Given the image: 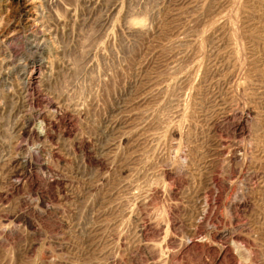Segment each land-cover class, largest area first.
Returning a JSON list of instances; mask_svg holds the SVG:
<instances>
[{
	"label": "rangeland",
	"instance_id": "1",
	"mask_svg": "<svg viewBox=\"0 0 264 264\" xmlns=\"http://www.w3.org/2000/svg\"><path fill=\"white\" fill-rule=\"evenodd\" d=\"M0 264H264V0H0Z\"/></svg>",
	"mask_w": 264,
	"mask_h": 264
},
{
	"label": "bare ground",
	"instance_id": "2",
	"mask_svg": "<svg viewBox=\"0 0 264 264\" xmlns=\"http://www.w3.org/2000/svg\"><path fill=\"white\" fill-rule=\"evenodd\" d=\"M28 5V4H27ZM26 6V5H25Z\"/></svg>",
	"mask_w": 264,
	"mask_h": 264
}]
</instances>
